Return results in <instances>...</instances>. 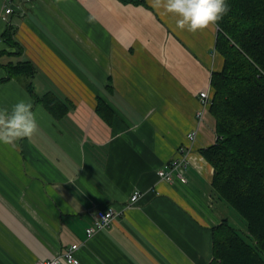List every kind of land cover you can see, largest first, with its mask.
Segmentation results:
<instances>
[{
  "label": "crops",
  "instance_id": "1",
  "mask_svg": "<svg viewBox=\"0 0 264 264\" xmlns=\"http://www.w3.org/2000/svg\"><path fill=\"white\" fill-rule=\"evenodd\" d=\"M164 2L0 0V107L31 101L37 121L30 137L0 143V264H35L75 242L79 264L210 263L211 229L225 216L200 152L216 139L215 119L196 111L222 65L218 27L180 28ZM25 60L30 77L9 74ZM48 91L69 104L64 116L37 100ZM181 145L186 181L159 179ZM109 205L123 212L87 237L94 210Z\"/></svg>",
  "mask_w": 264,
  "mask_h": 264
},
{
  "label": "trees",
  "instance_id": "2",
  "mask_svg": "<svg viewBox=\"0 0 264 264\" xmlns=\"http://www.w3.org/2000/svg\"><path fill=\"white\" fill-rule=\"evenodd\" d=\"M228 4V12L215 23L222 65L210 74L216 139L200 152L213 166L216 197L244 218L246 232L242 235L227 217L212 226L209 264H264V0ZM7 69L10 75L34 73L29 60ZM27 88L34 93L30 81ZM36 98L57 118L68 110L69 104L53 92ZM96 111L110 123L113 109L99 96Z\"/></svg>",
  "mask_w": 264,
  "mask_h": 264
},
{
  "label": "clouds",
  "instance_id": "3",
  "mask_svg": "<svg viewBox=\"0 0 264 264\" xmlns=\"http://www.w3.org/2000/svg\"><path fill=\"white\" fill-rule=\"evenodd\" d=\"M163 7L178 15L177 25L191 31L218 22L229 10L228 0H165ZM37 127L31 101L19 100L9 111L0 107V143L14 144L30 137ZM70 264H79L70 258Z\"/></svg>",
  "mask_w": 264,
  "mask_h": 264
},
{
  "label": "built area",
  "instance_id": "4",
  "mask_svg": "<svg viewBox=\"0 0 264 264\" xmlns=\"http://www.w3.org/2000/svg\"><path fill=\"white\" fill-rule=\"evenodd\" d=\"M12 11L11 6H7L4 9L3 19L6 15ZM200 97V107L196 111V117L198 120L203 118V115L211 104V93L210 88L203 89L199 92ZM198 129L193 128L187 133V139L189 142H193L197 136ZM190 145H181L177 149V155L166 162L162 167L158 168L156 173L158 178L168 182L180 181L185 182L186 176L184 173V168L188 163ZM143 192L136 189L134 190L130 197L128 205H133L141 196ZM123 212V209H118L112 205L105 208L96 209L93 212L92 222L86 227L85 233L87 237L94 235L95 232L106 228L110 225L113 219L119 216ZM79 248L77 242L68 245L62 252L46 259H38L35 264H60L62 261L70 264V258L75 259L79 262L76 251Z\"/></svg>",
  "mask_w": 264,
  "mask_h": 264
},
{
  "label": "rangeland",
  "instance_id": "5",
  "mask_svg": "<svg viewBox=\"0 0 264 264\" xmlns=\"http://www.w3.org/2000/svg\"><path fill=\"white\" fill-rule=\"evenodd\" d=\"M220 63H222V57L219 55ZM219 210L223 212L224 216L227 217L230 223L236 227L242 235L245 236L244 231L246 232V221L244 218L227 202L221 200V203H218Z\"/></svg>",
  "mask_w": 264,
  "mask_h": 264
}]
</instances>
